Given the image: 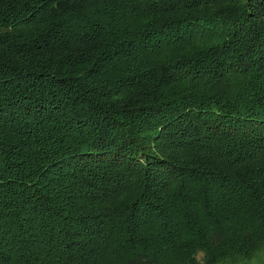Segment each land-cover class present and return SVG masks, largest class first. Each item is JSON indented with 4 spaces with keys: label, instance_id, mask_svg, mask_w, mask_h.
<instances>
[{
    "label": "trees",
    "instance_id": "1",
    "mask_svg": "<svg viewBox=\"0 0 264 264\" xmlns=\"http://www.w3.org/2000/svg\"><path fill=\"white\" fill-rule=\"evenodd\" d=\"M264 264V0H0V264Z\"/></svg>",
    "mask_w": 264,
    "mask_h": 264
},
{
    "label": "rangeland",
    "instance_id": "2",
    "mask_svg": "<svg viewBox=\"0 0 264 264\" xmlns=\"http://www.w3.org/2000/svg\"><path fill=\"white\" fill-rule=\"evenodd\" d=\"M260 257H258V259L257 260H254V261H252L250 264H257V263H259V261H260Z\"/></svg>",
    "mask_w": 264,
    "mask_h": 264
}]
</instances>
